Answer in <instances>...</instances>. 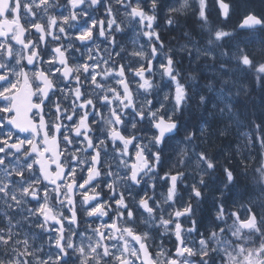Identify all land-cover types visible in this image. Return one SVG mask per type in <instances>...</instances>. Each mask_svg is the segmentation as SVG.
Masks as SVG:
<instances>
[{
    "label": "clouds",
    "instance_id": "9594fccd",
    "mask_svg": "<svg viewBox=\"0 0 264 264\" xmlns=\"http://www.w3.org/2000/svg\"><path fill=\"white\" fill-rule=\"evenodd\" d=\"M96 2L98 0H88V6L95 7ZM104 3L105 10L114 16L108 20L114 25V31L106 32L102 38L111 43L115 33H124L133 20H139L136 42L144 36L147 46L129 50L121 43L118 52H127L137 60V65L156 63L151 69H145L147 82L139 80L132 85L139 104L135 111L144 113V120L133 117L123 125L127 128V136L135 137L138 147L148 156L136 169L139 173L136 183L131 182V176H121L113 171L116 159L107 158L103 160L99 174L93 165L92 175L96 181L92 190L103 197L111 171V183L107 187L114 186L117 194L124 193L121 204L127 201L128 205L140 210L139 225H146L142 236L149 246L157 231L161 237L177 235L174 227L179 221L175 216L178 211L176 200L185 189L189 191L179 211L184 213L182 217H187L190 225L183 226L184 232L197 229L204 201L214 200L217 207L205 222V227L210 230L206 240L213 247L200 243L199 248L190 247L189 253L180 258V264H201V261L209 264L207 257L212 252L226 250L215 247L222 238L228 243L225 228L237 239L241 238L238 231H233L237 219L225 223L228 219L225 203L248 210V227L259 231L257 225H264V47L246 44L239 27L227 23L228 13H220L218 19L210 16L209 0H178V3L172 0H146V3L145 0L134 3L132 0H104ZM134 8L136 12L132 11ZM257 18L259 25L264 27V15ZM112 52L113 47L106 50L108 60L115 64L117 61ZM161 62L171 68L170 73L160 68ZM136 69L137 66L129 70L135 73ZM108 73L109 69L102 74L106 77ZM111 89L109 85L104 92ZM76 91L79 93V88ZM119 110L123 114L122 108ZM161 117L163 124H160ZM95 121L90 134L96 137L100 152L110 155L114 152L119 158L116 152L122 154L127 141L124 147L109 149V139L116 140L111 131L115 123L111 108L96 116ZM82 127V124L76 125V129ZM75 131L72 128V132ZM85 147H88L87 143ZM71 155L76 157L75 152ZM93 159V156H85L80 163ZM116 166L128 169L127 162ZM172 176L176 177L174 182ZM142 185L146 190L140 191ZM20 197L23 200V193ZM144 201L152 202L151 210ZM82 204L81 212L89 217L87 205ZM132 220L135 223L136 217ZM216 224H223V231L211 230ZM71 243L69 237L68 244ZM4 245L0 241V247ZM27 247L25 243V249ZM11 251L12 258L0 259V264H20L17 256L22 253L15 245L11 246ZM169 252L170 249L164 246L155 251L156 264H167Z\"/></svg>",
    "mask_w": 264,
    "mask_h": 264
},
{
    "label": "snow or ice",
    "instance_id": "6c2138e0",
    "mask_svg": "<svg viewBox=\"0 0 264 264\" xmlns=\"http://www.w3.org/2000/svg\"><path fill=\"white\" fill-rule=\"evenodd\" d=\"M16 2L17 0H8L9 7L13 6ZM132 2L134 3L135 0H132ZM64 3L67 6L68 11L70 12V16H62L59 22L66 25L69 23V20L76 21L80 18L78 13L82 11V5H84L85 0H64ZM99 3L100 0L95 3V7L98 6ZM50 4H52L51 0H35L34 5H30V7H34L36 9H40L41 11L46 12L48 10L47 6ZM132 11L136 12L137 10L134 8L132 9ZM140 13L142 15L143 9L140 10ZM10 16L11 13H9V17ZM32 16L33 19H35L38 16V13L36 11H33ZM83 16L85 19H87L88 13L83 12ZM105 18H107L108 20L114 19V16L109 11L105 10L103 15L100 17L99 22H97V20L95 19L90 20V26L87 28V30L85 32L77 33L74 38L77 41L85 42L90 38H94L97 34H99V36L101 37L104 36L106 34L105 29H107V32H112L114 29V25H110L109 23L106 24ZM51 20L53 25H56L58 23L56 17L54 16L51 17ZM33 30L35 31V27ZM59 30L61 33H64L65 39H67L68 33L65 31V28L60 27ZM53 38L59 39V37H55L54 34ZM111 42L113 48L115 49V37L112 38ZM30 46L31 45L29 44V47ZM4 51H6L7 53L6 58L11 59V53L7 52V50ZM33 52L36 56H39L38 49H34ZM50 53L51 54L44 62L48 64L57 65L55 70L52 72V76H56L57 73H60L64 77V79H69L72 75V70L70 67H68L67 50H65L62 46L58 45L50 49ZM114 54L117 57H119L120 55L119 52H115ZM41 59L43 58L41 57ZM95 61H100V63H96ZM34 62L35 61L33 55H29L28 63L31 64ZM168 64H171V60L168 61ZM59 65H64L65 68H67V74H65V72L61 70ZM152 65V61H150L147 65H138L136 72L131 73L129 70L130 68L126 67L124 63H121L118 67H110V61L104 59L103 53L99 51H97L93 56H90L88 58V62L82 65L85 71V75L91 77V83L96 88H103L102 81L105 79V76L101 75V73L97 71V69L101 68L109 69L108 75L112 76L114 74L115 82L120 87V91H117L116 88H112L109 92L101 96L100 100L101 103L105 106L113 105L112 93H115L116 101H118V103L122 105L121 108L123 114L121 110H117L115 106L111 107L112 118L115 121V123L112 124L111 131L115 134L116 140L112 141L111 139H109L108 144L111 147L115 146L116 149H119L121 147H124L125 141H127V147H124L123 153L121 154L119 151H117L116 155L119 157L118 164L122 165L127 161L129 171L126 173V175L131 176V182L133 184L136 183L137 177L139 175V173L136 172V169L142 166V159L147 160L148 156L144 154L143 149L138 147L137 140L135 137L127 136V128L123 127V125L130 122V120L128 119L129 113L138 121H142L145 118L144 113H137L135 111L137 106L134 103L132 85L135 82H138L139 80H145V82H147L144 75L145 69H151ZM160 68L166 72H171V68L167 67L163 63L160 64ZM12 71L13 69L9 68L6 63H0V79H6L7 77L5 73H10ZM40 75L45 78L42 83L45 85L46 88L54 87V85L52 84V80L48 76L47 72L41 71ZM78 80L79 77H77V81ZM121 93H124V95H122ZM76 99L82 101L80 104V108L85 109L84 114L80 116L78 120H74V114L69 115L67 119L73 122V129L76 130L74 132V135L77 138H80V133L83 132L82 142L86 141L88 144V147L85 149V151L90 156H93L94 159L88 164L84 165V167L80 169L79 174L75 166L71 170L64 168L62 170L63 173H66L68 177L72 178L70 182H49L47 180V177H45V183L43 187L28 186L24 187L23 189V195L27 198H30L35 204L34 211L31 209L30 211L33 216L39 218L40 223L38 224V227L43 228L45 231H55L57 232L59 237L58 243L57 240L55 241L57 254L55 255V257L43 258V264H49L50 260H54L55 264H63L65 258L69 255L70 249L73 250L80 257V264H89V262L93 260L95 261V264H102L101 255L104 259L111 258L113 264H137V261L139 262V264H145V260L143 259L144 254L147 255L150 264H156L155 255L153 254L151 249L148 248V245L145 242V238L140 232H134L132 226H126L123 229V233L124 235L133 237L137 241V243H139L143 248V252L135 254V259L132 260H130L128 257L127 248H123L120 252H113L112 250H110V247L107 244L98 243L96 246L89 245L87 250L84 245L77 246L74 243H71L70 245L67 244V246L65 245V222L69 224H75L77 226L79 225L80 215L79 210L77 208V204L81 201L87 205V212L89 217L103 216L109 221L106 224L100 225V227H104L105 229H108L112 232V235L110 237L111 239H116L117 235L121 233L119 224L121 220L126 219L127 221H131L135 217V212L132 208L129 207L127 201H124V203L121 204V200L123 199L124 193L121 192L117 194L115 192L114 186L110 189L107 187V185L111 183V171H109V178L107 183L105 184V189L108 193V198H105L104 196L101 197L100 195H97L93 192L92 189L94 187V182L96 181V177L92 175L93 165L96 166V171L99 174L103 159L102 153L100 152L97 146L98 141L94 140L93 136L90 134L92 132V127L96 123V121L93 120L92 117L89 115L87 108L91 106L93 111H95L96 116H99L101 114L96 109V105L93 103L92 100H83L80 90L79 93H77L76 91ZM32 107L39 108L42 110L43 105H33ZM4 111L9 112V109H4ZM58 111L59 105H57V112ZM24 118L25 114L21 113L20 116L16 119H13L12 122L18 124L19 120H23ZM163 122L164 118L161 117L160 124H163ZM77 124H82L83 127L80 129H76ZM2 126L3 125H0V127ZM159 126L160 125L158 124L157 127ZM68 142L71 143L70 140H68ZM0 143H6V141H0ZM29 143H31V141H29ZM13 146L15 147V145ZM78 150L79 149H77V151ZM4 151V148H0V153H3ZM76 160L77 157H73V161L75 162ZM3 162V158L0 157V166L3 165ZM31 167L32 165H29L30 169ZM13 172L14 169L12 170V172H7V175L11 176ZM23 177V172L15 174V178L22 179ZM61 179H64L63 176L61 177ZM171 180L174 182L176 180V177L172 176ZM34 183L40 184V181H35ZM49 184H51V186H49ZM64 187L68 188V191L72 193V197H68L65 192L61 191V188ZM7 188L8 185L0 187V194L5 193ZM77 189H79L80 191L77 192ZM197 195H199V193H197ZM12 201L16 204L20 203V200L16 197V195L12 196ZM65 203L69 207L65 211L58 212L55 208V205ZM144 203L147 204L149 210L152 209L151 201H144ZM114 208L122 209V211L116 212L114 211ZM185 212H187L186 209ZM183 215L184 213L179 210L175 213V216L177 218H181ZM232 215L237 220H240V216L238 213L233 212ZM251 216L254 217L255 213H251ZM240 223L242 225H246L247 221L240 220ZM167 224L168 222L165 221V225ZM174 227L177 232V235L175 236V240L177 243L176 246L166 256L167 264H180V258L187 255L190 251V247L184 245L181 235L179 234L183 230V224L178 221L177 223H175ZM95 231L101 237V239L105 238V233L99 232V227ZM193 231H195V229H193ZM221 231H223V229H221ZM119 238L123 239V236L121 235L119 236ZM0 241L4 242L5 244H8L10 242V237L0 236ZM199 243L207 244L208 241L202 238ZM101 247L103 249L102 253L98 251V248ZM28 255L31 256V253L29 252ZM257 255L264 256V250H258Z\"/></svg>",
    "mask_w": 264,
    "mask_h": 264
},
{
    "label": "flooded vegetation",
    "instance_id": "af4514ba",
    "mask_svg": "<svg viewBox=\"0 0 264 264\" xmlns=\"http://www.w3.org/2000/svg\"><path fill=\"white\" fill-rule=\"evenodd\" d=\"M35 0H17V2L9 7V3L6 0H0V7L4 8L8 4V8L5 12H3L0 15V21L2 22H11L13 23V27L9 32V36L5 39L0 40V63H6L9 68L13 69L10 73H5L6 79L1 80L0 82V117L4 119V121L12 119L16 112L21 114H26L27 112L32 110V102H28L27 100H24L23 95H18V85L20 82V72L22 69L25 70V72L28 74V76L34 81L32 82L30 79L32 86H37L38 81L40 79L39 73L43 70L44 61L41 60V57H39V62H34L31 67L27 66V58L29 55H33L34 49H38L39 40L41 37V40L43 38H46L45 36L49 35L50 32L53 30L50 25L48 26V19L49 16L52 13V7L48 8V10L41 11L40 9H36L34 7H30V5H34ZM51 3L53 4L52 0ZM64 3V0L61 1V6ZM36 11L38 13V16L33 19L32 12ZM9 13H11V16L9 17ZM53 16L56 17V12L53 10ZM57 18V17H56ZM53 25V23H51ZM9 26V24H8ZM4 26V27H8ZM22 28H21V27ZM35 27V31L33 30ZM23 29V30H22ZM0 35L1 30H0ZM16 35H24L25 42L31 43V46L29 48H23L16 46L14 44V40ZM52 43L53 47H49V50L54 48L57 45V40L50 38L49 39ZM41 42V41H40ZM48 45V44H47ZM46 44L42 45L41 49L42 51L45 50L47 47ZM62 46L65 50H67L68 55L71 54V50H68L67 47L64 45ZM11 53V59L6 58V51ZM40 51V49H38ZM41 52V51H40ZM42 54V53H41ZM74 56V54H72ZM19 61V62H17ZM69 67L71 68L72 72L74 73V83L80 82L82 78V70L84 69L82 67V60L78 57H70L68 59ZM57 65L55 64V68ZM60 68H63V66L59 65ZM77 77H79V80L77 81ZM82 98L84 101L92 100L93 103L96 105V109L100 112L102 115L106 110L104 107L96 102L92 97L86 96L82 94ZM81 100L76 99V94H74L70 102L68 104V107L66 110L60 113H53L45 108L44 103H40L43 105L42 110L39 111H32L30 113V116L32 114V120L35 123V133L27 134L26 136L20 138V139H14L13 137H7L0 141H6V143H0V147L7 149L8 145H11L12 143L21 141L23 142L22 146V152L21 155H24L25 158L27 156L26 152L29 151H36L37 149L39 151L44 152H51L57 151L55 156H52V154H48L46 158L49 160V162L52 163L53 166L56 167L58 164V156L60 153H64L65 150H68L70 148H74L77 146L82 145L84 142H82L83 138V132H81L80 138H77L74 133L72 132L73 128V122L69 121L67 117L69 115L74 114V120H78L80 116L84 114L85 109L80 108ZM35 105H38V103H35ZM121 107H119L117 110H119ZM4 109H9V112H5ZM87 111L89 112V115L92 117L93 120L96 118V113L93 111L91 106L87 108ZM133 116L130 114L128 115V119L131 120ZM2 125V124H1ZM2 131L10 130L13 131L12 127L8 124L5 126L0 127ZM36 135V136H35ZM97 135H99V132H97ZM94 139H96L95 136H93ZM68 140L71 141V143L68 142ZM31 141V143H29ZM37 144V149H36ZM109 149L111 150V146H109ZM107 158H115L116 159V165H119L117 162V158L115 157V153L112 152L111 155L109 152L102 153V159ZM34 162L36 160L35 157H33ZM61 160H63L62 157H60ZM116 165L112 166V170L117 167ZM57 168V167H56ZM58 169V168H57ZM68 169V168H67ZM61 170H49L47 172V175L45 174L43 177H47V180L49 182L55 181V174L59 172L61 176H63V180H58L60 183H64V181H69L72 179L71 177H68L66 173H63ZM57 175V174H56ZM58 177V175H57ZM45 181V178H43ZM44 183L41 182L38 187H43ZM51 185V184H49ZM103 185V184H102ZM132 187H134L132 185ZM146 190V186L142 185L140 188V191ZM158 190H161L158 188ZM62 192H65L67 196H72V193L68 191L67 187L61 188ZM80 190L77 189V192ZM127 192V190H126ZM51 194V193H50ZM66 205V203H65ZM130 208L133 209L135 212L136 221L135 223L133 220L127 221L121 220L119 222L121 233L117 235L116 239H111L112 232L108 229H105L104 227H100V225L106 224L109 221L103 217V216H95V217H85L83 213L81 212V208H78L79 215H80V222L79 225L73 224L71 228L68 230V236L71 237V242L74 244H77L80 241L81 236L86 237H93L100 242V236L95 231L99 227V232L105 233V241L108 245H111L117 241L124 242L126 241V236L123 233V229L126 226H132L133 231L140 232L142 234L144 228L146 225H139V213L140 210L132 207L129 205ZM122 211V209H116V212ZM179 221L182 223V219H179ZM184 226V224H183ZM123 236V239H120L119 236ZM154 238L152 241L151 246L145 241L148 245V248L151 249L153 254L155 251H157L156 241H161L162 239L168 238V237H161L159 232H155L153 234ZM124 246V245H123ZM136 249V246H135ZM138 249V246H137ZM128 257L130 260L135 259L132 255L128 253ZM137 264L139 262L137 261Z\"/></svg>",
    "mask_w": 264,
    "mask_h": 264
},
{
    "label": "rangeland",
    "instance_id": "374dc122",
    "mask_svg": "<svg viewBox=\"0 0 264 264\" xmlns=\"http://www.w3.org/2000/svg\"><path fill=\"white\" fill-rule=\"evenodd\" d=\"M242 1L243 0H236V2L240 6H241ZM249 2H250V4L255 5L253 0H249ZM0 157L3 158L2 155H0ZM18 190H19V192H21L22 191L21 187L16 189L14 186H12L10 190H8L4 193V195L5 196L16 195ZM188 191H189L188 189H185L186 195H187ZM247 212H248V210L245 211V213H247ZM257 228L259 229V231H257L256 229H253V230H254L255 234L260 235L261 241L258 244H254L253 242L247 243L246 245H244L242 251L239 250L238 247H235V256L231 257V260H234V262L236 261V264H241L243 261H247L249 259L255 260V258L258 256L257 251L258 250H264V225L258 224ZM12 237L15 238V235H12ZM9 253H10L9 247H7L5 245L3 247H0V259H3L4 257H6L7 255H9Z\"/></svg>",
    "mask_w": 264,
    "mask_h": 264
},
{
    "label": "trees",
    "instance_id": "16d2710c",
    "mask_svg": "<svg viewBox=\"0 0 264 264\" xmlns=\"http://www.w3.org/2000/svg\"><path fill=\"white\" fill-rule=\"evenodd\" d=\"M243 3L252 6V4H250L249 2L246 3L245 0H243ZM233 4L236 7L239 6V7H241V9H244V6H243L244 4L243 5L241 4V6H240L236 2V0H233ZM256 9L260 10L259 8H256ZM216 17H218V13H216ZM241 33H243V32H241ZM241 36H243L245 38V41L244 42L246 44H248L249 46L264 47V31L263 30H259V31H255V32L243 33V34H241Z\"/></svg>",
    "mask_w": 264,
    "mask_h": 264
},
{
    "label": "water",
    "instance_id": "95a60500",
    "mask_svg": "<svg viewBox=\"0 0 264 264\" xmlns=\"http://www.w3.org/2000/svg\"><path fill=\"white\" fill-rule=\"evenodd\" d=\"M244 25L253 26L254 24L251 21L247 20V21L244 22Z\"/></svg>",
    "mask_w": 264,
    "mask_h": 264
}]
</instances>
